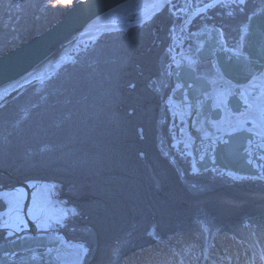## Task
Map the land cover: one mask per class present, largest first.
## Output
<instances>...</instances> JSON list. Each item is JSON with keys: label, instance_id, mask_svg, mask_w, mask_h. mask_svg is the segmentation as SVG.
Here are the masks:
<instances>
[{"label": "trees", "instance_id": "trees-1", "mask_svg": "<svg viewBox=\"0 0 264 264\" xmlns=\"http://www.w3.org/2000/svg\"><path fill=\"white\" fill-rule=\"evenodd\" d=\"M73 1L0 0V54ZM258 5L217 2L188 28L213 21L226 44ZM178 20L164 6L105 31L0 106V169L14 177L1 172L0 189L60 183L76 211L54 229L88 246L81 264H264V180L194 172L170 144L166 45ZM200 66L214 71L211 60Z\"/></svg>", "mask_w": 264, "mask_h": 264}, {"label": "water", "instance_id": "water-1", "mask_svg": "<svg viewBox=\"0 0 264 264\" xmlns=\"http://www.w3.org/2000/svg\"><path fill=\"white\" fill-rule=\"evenodd\" d=\"M124 2L126 0H75L49 27L1 53L0 106L19 94L25 87L38 81L28 80L18 89L13 88L15 86L13 82L30 74L53 53L60 51L63 44L71 40L77 31L94 19L105 17L108 11ZM182 2L186 15L183 16L181 8L176 9L182 17L176 30H180L184 38L193 41L195 46L185 48L190 54V62L172 63V55H170L168 62L171 66L168 73L171 75L173 86L165 98V103L167 97H171L176 98L181 104L188 105V113L184 116L183 124L191 139L187 154L191 170L201 172L215 169L219 173L225 172L232 176H249L264 180V134L252 131L249 128L251 126L249 119H245L243 126L235 130L221 132L217 130L212 122L220 117L221 107L211 103V97L206 95L211 82L195 69L197 61L211 60L217 76L231 85L230 93L223 103L225 109L230 114L242 112L245 103L240 98L239 87L260 72L264 65V0H258L259 6L247 13L243 23L244 28L240 33L241 44L238 51L225 46L220 28L215 26L213 21L205 22L192 30L187 28L188 24H183L193 11L200 13L204 5L209 6L207 5L209 1L197 7L192 6L190 0H182ZM164 4L170 3L164 2L146 16L125 19L124 24L102 29L95 35L105 30L126 28L146 21ZM204 15L203 13L201 16ZM94 37H88L84 41ZM169 40L171 50L172 35ZM201 116L209 123L204 120L198 126ZM137 130L141 132L139 127ZM173 147L174 150L180 151L181 143L177 142ZM1 172L8 175L10 181L14 178L8 170L0 169ZM29 183L23 180L16 181L11 186L3 184L4 189L23 190L19 211L22 220L25 221V228L15 231L12 237L0 241V264H81L88 250L84 242L68 239L61 231L40 229L35 219H30L27 215L26 211L33 191ZM15 252L19 254L14 256Z\"/></svg>", "mask_w": 264, "mask_h": 264}, {"label": "rangeland", "instance_id": "rangeland-1", "mask_svg": "<svg viewBox=\"0 0 264 264\" xmlns=\"http://www.w3.org/2000/svg\"><path fill=\"white\" fill-rule=\"evenodd\" d=\"M243 1L244 0H220L219 3L225 5V7H226V5H234V4L241 3ZM251 1L258 2V0H251ZM190 2H191V5L194 7L201 6L200 3L199 4L197 3V5H193L192 0H190ZM173 5L175 7H173ZM164 6L167 7V10L170 11V13H172V15L178 14L179 20H178L177 25H176V26H178L182 17H180V12L176 11V9L181 8L183 11V16L186 15L185 6L183 5L182 0H171L170 4H164L162 6V8ZM147 8L148 7L144 6L142 9L131 11V12L127 13V15H125V16L116 15L114 19H115V21L121 20V19H126V20L127 19H134V18L138 17V15L142 14ZM201 15H202V13L195 14L194 17L191 19V21L196 16H199L200 20L204 19L205 17L201 16ZM129 16H131V17H129ZM205 22H211V21H202L198 26L202 25ZM133 25H135V24H133ZM129 26H131V25H129ZM176 26L172 27L173 28L172 33L174 31H176ZM198 26H195L194 28H197ZM187 28H188V25H187ZM243 28H244V26H243V24H241V26H239L237 36L230 38L228 40V42L225 44L226 47L232 48V49L237 50V51L240 49L238 47V45L240 43V33L242 32ZM116 29H123V28H116ZM116 29L105 30V31H115ZM189 30H192V29H189ZM101 33H104V32H101ZM101 33H99V34H101ZM172 33H171V35H172ZM178 33L179 34L177 36H175L174 40L171 42V46H173V47L178 46V47H181L182 49H185V48L189 49V48H192L193 46H195V43L193 41H190V40H187L184 38V34L181 31H179ZM99 34L95 35V37L98 36ZM220 34H221V37H223L221 30H220ZM95 37L93 39H95ZM93 39H91V40H93ZM91 40H86V41L82 42L81 45L77 46L76 48H73V50L67 54V56L63 59V61L71 58L73 56L72 54L75 50H77L79 47H83L88 41H91ZM169 42H170V40L168 41L166 48L168 49L169 53L171 54V51L169 49ZM198 62L199 61L196 62L195 68H197ZM167 65L171 66V64L169 62L167 63ZM59 68L60 67H58V69ZM58 69H56V70H58ZM56 70H54L53 72H55ZM199 70L200 71H197V70L196 71L204 74L207 77V79H209V81L211 82V87L206 92V95L207 96L209 95L211 97V103L213 105L221 107L220 117L218 119L213 120V122H212V125L215 126L216 129H218L220 131H232L233 129H237V128L241 127L242 126L241 124H243V121L245 119H249L251 121V123H254L252 125L253 130L264 132V103H263V100H264V65H263L262 70L260 72L253 75L246 83L241 84V86L239 87V90H238L239 95L241 96V98H243L245 103H248V106L242 112H239L236 114H233V113L230 114L225 109V104H223L227 94L229 93L228 88L230 85L227 82L222 81L220 79V77L217 76L215 71H210V69H207V72H204L203 71L204 68L201 66L199 67ZM52 73L49 74L48 76L52 75ZM47 77H45L44 79H46ZM44 79H42L41 81H43ZM41 81L33 82V83H41ZM171 84H172V79H171ZM29 86H27V87H29ZM172 86H173V84H172ZM27 87H25V88H27ZM252 88H254L253 91H255L253 96H251L249 94L250 93L249 91ZM24 89H22V91ZM22 91H20V92H22ZM167 94H166V96H167ZM166 96L164 97V100H163L164 103H165ZM165 105L167 106L166 103H165ZM167 109H168V116L170 117L169 123H168V128L172 129V133H171V139H172L173 136L177 133V130L179 129L178 127L183 122H182V120H179L178 117L170 115L168 106H167ZM170 122H173V124H171ZM138 133H140V132L138 131ZM172 141H173V139L171 140L170 144L173 147L174 145L172 144ZM173 149H174V147H173ZM178 153L184 156V154H182L180 151H178ZM27 181L30 182L29 184L31 185L32 190H33L31 193V199H30L31 202L29 205V212H31L33 219H35V221H36V223L40 229L55 230L54 228L58 227L62 223L64 224V221H66L67 218L69 216H71L76 211L74 205L71 202L68 203L63 198L60 183L55 182V181H49V180L43 181V180H38V179L27 180ZM4 186H6V185L4 184ZM23 194H24L23 190H20L19 188H13V190L12 189L8 190V189H4V188L0 189V197L5 202L4 206H2V208L0 209V225L4 226L6 231L13 232L12 234H14L15 231H20L21 229L25 228V227H23V228L19 227V225L17 223H15V221H12V218L15 216L16 211L19 210V208L21 206V202H22L21 200L23 198Z\"/></svg>", "mask_w": 264, "mask_h": 264}, {"label": "bare ground", "instance_id": "bare-ground-1", "mask_svg": "<svg viewBox=\"0 0 264 264\" xmlns=\"http://www.w3.org/2000/svg\"><path fill=\"white\" fill-rule=\"evenodd\" d=\"M208 1H209V3L207 5H209V6L205 7V5H204L203 11H201L200 13H202V14L204 13L206 15V9L208 7L214 6L215 3L219 2L220 0H206L205 2H208ZM164 2L170 3L171 0H126V2L121 3L119 5H116L114 8H112L110 10V12L109 11L107 12L105 17L94 19L93 22L87 24L85 27H83V29H80L79 31H77L76 35L71 40H68L67 42H65L63 44L60 51H58L57 53H53L48 60L44 61L43 63L40 64V66L36 67V70L31 72L30 74H27L25 76L20 77L19 80L13 82V84L15 85L13 88L18 89L19 87L24 85L26 82H28V80L29 81L30 80L41 81L42 79L47 77L49 74H51L54 70L58 69L56 67H59L62 64L63 59L67 56V54L70 53L73 50V48H76L77 46L81 45L82 42L86 38L95 36V34L100 32V30H102V29L109 28V27H115L116 25L124 24L125 19L115 21L114 18L116 15L125 16V15H127V13H129L131 11L142 9L144 6L148 7L142 14H140V15H138V17H136V19H138L139 17H141L143 15L146 16L150 11H152L156 7L160 6ZM203 4H201V5H203ZM195 14H198V13L193 11V13L189 14L187 16V18L183 21V24H185V25L188 24L191 21V19L194 17ZM179 31L180 30H178V31L176 30V32L175 31L173 32L172 41L174 40L175 36H177L179 34L178 33ZM78 41H80V42H78ZM240 44L241 43H239L238 47L240 46ZM232 50H234V49H232ZM170 51H171L170 55H172V59H171L172 63L173 62H175V63L185 62V61L190 62V54H189V52L185 51V49H182L181 47H178V46L177 47L171 46ZM230 88H231V85L228 88L229 93H230ZM253 90H254V88H252L249 91L250 92L249 94L251 96H253V94L255 92ZM240 98H241V96H240ZM263 103H264V100H263ZM166 104L169 108L170 115L178 117V119L182 120V122H183L184 116L187 115V113H188V105L181 104L176 98L172 99L171 97H167ZM247 106H248V103H245V106H243L242 111L244 109H246ZM233 114H236V113H233ZM204 120L208 121L207 119L202 117L198 121L197 125L199 126L200 124H202V122ZM208 123H209V121H208ZM253 124L254 123H250L251 126L249 127L252 131H256V132H260V133L264 134V132L253 130V127H252ZM241 125L243 126V124H241ZM178 128L179 129L177 130V133L172 138L173 139L172 144L175 146V145H177V142H180L181 143V147L179 148L180 152L184 155H187L189 153L188 143L190 142L191 139H190L189 135H187V130H186L183 123ZM233 130H235V129H233ZM213 170H215V169H213ZM210 171H212V170H210ZM227 175L231 176L232 178L242 177V176H232L231 174H227ZM26 212H28L27 215L29 216V218L33 219L31 212H29V207H28ZM12 221H15V223H17L19 225V227H22V228L25 227V221L22 220V214L20 213L19 210L16 211V214L12 218ZM0 231L2 232V234L4 236H6V238H4V239H7L8 237L13 236V234H12L13 232L6 231L4 226L0 225ZM0 241H2V240H0ZM18 253L19 252H15L14 256L17 255Z\"/></svg>", "mask_w": 264, "mask_h": 264}]
</instances>
